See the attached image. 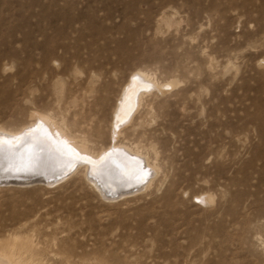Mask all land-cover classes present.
Segmentation results:
<instances>
[{"label":"rangeland","instance_id":"obj_1","mask_svg":"<svg viewBox=\"0 0 264 264\" xmlns=\"http://www.w3.org/2000/svg\"><path fill=\"white\" fill-rule=\"evenodd\" d=\"M38 120L83 155L19 185L57 167L0 147L11 264H264V0H0V131ZM114 147L148 168L134 187L87 160Z\"/></svg>","mask_w":264,"mask_h":264},{"label":"bare ground","instance_id":"obj_2","mask_svg":"<svg viewBox=\"0 0 264 264\" xmlns=\"http://www.w3.org/2000/svg\"><path fill=\"white\" fill-rule=\"evenodd\" d=\"M147 87L150 88L152 87V85L145 83L144 79L141 76L134 75L131 78V85L126 89V91L122 95V99L117 109L115 128H117V126L120 125L122 122H127L131 118L137 107L139 90ZM2 131H0V147L3 145H7L8 147L6 152H3L5 154H2L4 157L3 159L6 162L9 163L20 162L23 164L29 163L32 166H40V167L43 165L53 164L55 168L57 167L56 169L53 170V172L56 174V176H58V178L62 177L63 172L61 170L65 167V165L67 166L69 164L67 158L76 155V153H80V154L83 153L82 151H80V149L78 150L76 145L75 146L73 145L74 143H71L72 141L69 142L67 140L68 139L67 137L66 139L59 132L57 131L55 132V130L50 129L43 121L38 120L35 124L25 128L23 132L18 134L16 133V135L12 133L10 134L4 133ZM87 160L92 165L95 163L92 166L94 168V171L96 170L98 173L99 171L104 172L103 174L101 173L99 174L101 177H103V179L102 178L101 179L107 185H111L112 187H116L117 185L118 186L121 185L122 187L126 186L128 188L134 187L135 184L139 182L138 179L140 178V176L149 173L148 168L142 169V166L138 164V161L139 163H141V160H139L137 157L131 156L130 152L120 147L111 148V150L105 151L99 154V156L88 158ZM99 166L100 168H98ZM60 171L61 173H59ZM112 173L116 174L117 178H113L114 176H112ZM45 176L46 175H37L30 179L24 178L23 180L19 179L18 181L11 180V182L21 185L24 183H31L36 181L54 182L58 180L57 178L53 179L52 177H47V176L45 177ZM51 179L53 180L50 181ZM89 179L93 182L95 188L99 190L101 195L106 197L107 196L106 191L101 186L100 182L94 177H90L88 178V180ZM7 180H4L3 182L8 183L9 181L7 182ZM119 191H122L120 196L128 192V191H124L122 188ZM110 197L115 199L114 195H111ZM10 245L11 247L13 246L11 243ZM0 264H11V263L7 260V258L4 255L0 254Z\"/></svg>","mask_w":264,"mask_h":264},{"label":"water","instance_id":"obj_3","mask_svg":"<svg viewBox=\"0 0 264 264\" xmlns=\"http://www.w3.org/2000/svg\"><path fill=\"white\" fill-rule=\"evenodd\" d=\"M58 180H60V177L59 178H57Z\"/></svg>","mask_w":264,"mask_h":264}]
</instances>
